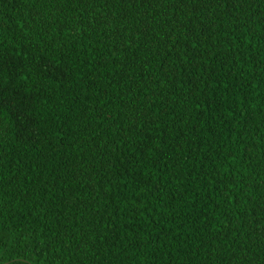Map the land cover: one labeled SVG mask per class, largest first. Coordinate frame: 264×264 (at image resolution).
<instances>
[{
	"label": "trees",
	"instance_id": "trees-1",
	"mask_svg": "<svg viewBox=\"0 0 264 264\" xmlns=\"http://www.w3.org/2000/svg\"><path fill=\"white\" fill-rule=\"evenodd\" d=\"M0 264H264V0H0Z\"/></svg>",
	"mask_w": 264,
	"mask_h": 264
}]
</instances>
